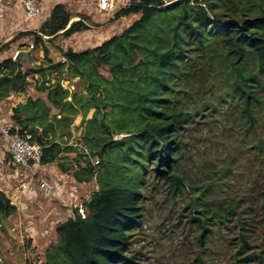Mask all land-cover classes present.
<instances>
[{
  "label": "trees",
  "instance_id": "16d2710c",
  "mask_svg": "<svg viewBox=\"0 0 264 264\" xmlns=\"http://www.w3.org/2000/svg\"><path fill=\"white\" fill-rule=\"evenodd\" d=\"M89 1L56 4L36 31L20 32L8 43L31 37L33 49L44 54L39 65L26 68L15 56L0 61V105L22 100L12 108L6 138L31 137L42 147L39 170L48 178L52 168L76 186L95 180L99 187L57 226L58 242L40 264H136L131 234L143 225V180L153 175L169 190L186 188L176 167L187 120L235 102L249 130L264 127V0H130L109 20H131L125 29L93 47L57 48L54 58L49 47L56 39L100 27L84 9ZM76 82L82 91L74 89ZM31 86L37 96L30 95ZM78 116L81 147L69 144ZM257 148L264 154L261 141ZM10 196L0 188V226L18 212ZM200 199L191 202L189 224L197 226L205 248L210 222L227 224L233 212L215 209L210 216ZM240 242L238 264L264 262L262 252L239 259L251 249L249 235L241 234Z\"/></svg>",
  "mask_w": 264,
  "mask_h": 264
},
{
  "label": "rangeland",
  "instance_id": "374dc122",
  "mask_svg": "<svg viewBox=\"0 0 264 264\" xmlns=\"http://www.w3.org/2000/svg\"><path fill=\"white\" fill-rule=\"evenodd\" d=\"M37 1L42 12L37 21L26 20L23 12L16 19L4 15L0 22V61L20 55L26 68L42 62L44 54L40 49H33L31 37L8 45L20 32L30 31V23H42L47 18L48 9L50 11L55 3L64 0H47L50 2L48 9L43 0ZM129 1L114 0L112 10L104 14L98 13L95 0L84 2V9L94 14L93 20L100 27L93 28L92 32L77 34L69 40L56 39L49 47L52 56L57 59V48L82 50L99 45L125 29L132 22L130 19H123L119 23L109 20ZM72 12L76 14L75 9ZM75 88L82 91L79 82L74 84ZM74 89H71L72 92ZM29 91L31 96H37L33 86ZM20 101L13 97L0 105V188L7 191L19 206L18 212L0 226V264H40L44 251L58 242L55 232L57 226L72 216L71 210L82 207V203L89 200L99 188L95 180L78 186L70 181L71 188L66 187L49 198L38 188V178L44 175L39 168L11 166V142L6 138L3 128L11 126L12 108ZM207 101L213 106L212 101ZM207 112L210 110L197 113L195 118L190 117L181 134L182 156L176 173L185 178L186 188L180 193L169 190L167 184L153 179V175H147L143 180V225L131 234V250L137 258L136 264H238L236 252L241 244V234L249 235L251 249L239 259H245L250 253H264L261 208L264 199V154L257 148L259 141L264 144V127H260L259 133L249 130L235 102L221 104L208 117ZM91 116L92 113L88 118ZM82 136V117L78 116L72 126L69 144L81 147ZM123 136L126 134L115 139ZM92 161L95 165L98 163L96 158ZM51 173H48L50 180L51 175H55L52 181H59V173L52 168ZM69 178L65 176L64 179L71 180ZM22 180L30 181L28 190L16 189ZM199 197L202 199L197 204L209 211L210 216H213L215 209L229 208L233 212L227 224H219L217 220L210 222L213 233L205 248L198 244L200 231L197 226L189 224L191 202ZM81 212L87 215L85 210L81 209ZM194 216L202 218L196 213ZM246 264L264 262L255 259Z\"/></svg>",
  "mask_w": 264,
  "mask_h": 264
},
{
  "label": "built area",
  "instance_id": "2783aa9c",
  "mask_svg": "<svg viewBox=\"0 0 264 264\" xmlns=\"http://www.w3.org/2000/svg\"><path fill=\"white\" fill-rule=\"evenodd\" d=\"M5 0H0V21L4 18V3ZM23 7L26 19L29 21H36L41 17V8L37 0H18ZM165 3H169V0H163ZM114 0H97L98 10L100 13H105L113 8ZM10 127H4L3 131L8 136ZM10 150L12 158L16 165L25 169H35L41 167V160L43 157V150L38 144L31 142V137L27 139L14 138L10 143ZM32 163L34 165H32ZM38 188L47 197L54 196L58 191L63 190L59 182H53L45 174L40 175L38 178ZM31 186L29 180H22L16 186L17 190L24 191L28 190Z\"/></svg>",
  "mask_w": 264,
  "mask_h": 264
},
{
  "label": "crops",
  "instance_id": "0c3cea01",
  "mask_svg": "<svg viewBox=\"0 0 264 264\" xmlns=\"http://www.w3.org/2000/svg\"><path fill=\"white\" fill-rule=\"evenodd\" d=\"M43 1L45 3L44 6L48 9V7H50V2L47 1V0H43ZM68 1H70V0H68ZM13 2L15 3V6L14 7H13ZM4 3H5V5H4V15L7 16V17L8 16H11L14 19H16L17 17H20L22 15V12L25 13L23 7L21 6V4L19 3L18 0H5ZM55 4H58V3H55ZM55 4L50 8V11L48 9V12L46 14V17L49 16V14H50L51 10L53 9V7L55 6ZM15 7H17V8H15ZM15 15H16V17H14ZM40 23H38V22L30 23V26H29L30 28H28V29H30V31H36L39 28ZM64 178H65V176L59 174V184L62 187H64V188L68 187V185L71 186L72 184L69 183L71 180H65Z\"/></svg>",
  "mask_w": 264,
  "mask_h": 264
},
{
  "label": "water",
  "instance_id": "95a60500",
  "mask_svg": "<svg viewBox=\"0 0 264 264\" xmlns=\"http://www.w3.org/2000/svg\"><path fill=\"white\" fill-rule=\"evenodd\" d=\"M20 57H21V56H20V55H18V56L16 57V60H20Z\"/></svg>",
  "mask_w": 264,
  "mask_h": 264
}]
</instances>
